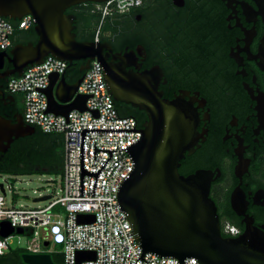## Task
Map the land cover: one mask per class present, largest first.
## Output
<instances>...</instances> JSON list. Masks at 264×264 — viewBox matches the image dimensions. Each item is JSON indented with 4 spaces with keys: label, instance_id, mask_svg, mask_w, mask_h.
<instances>
[{
    "label": "water",
    "instance_id": "95a60500",
    "mask_svg": "<svg viewBox=\"0 0 264 264\" xmlns=\"http://www.w3.org/2000/svg\"><path fill=\"white\" fill-rule=\"evenodd\" d=\"M108 1L0 0V17L20 21L24 16H32L33 29L38 38L36 44L20 43L9 51L0 52V79L21 76L26 68L42 64L49 56L67 63V67L83 61L79 69L82 76L75 83L67 81L66 72L62 76L53 74L44 90L47 113L67 117L72 111L86 110L88 97L77 94V90L90 62L98 61L114 108L115 103L130 105L144 111L147 120L141 127L135 121V127L131 130L81 131L80 196L83 195L84 175L95 177L94 196L98 175L111 159L112 151H116L97 150L94 142L93 160L97 152H108L109 158L99 171L87 172L83 166L85 134L140 133L137 142L123 149L131 159L133 168L116 192L119 210L125 214L133 237L142 250L137 260L144 261L143 255L149 253L160 258H174L178 260L177 264H184L186 259H196L198 264H264V229L247 223L245 231L237 237L222 235L216 206L209 198L212 172L199 170L188 176L178 172L184 154H191L197 145L198 114L193 107V99L189 97L190 100H186L189 94L182 93L173 100L164 99L158 90L160 70L135 73L127 70V50L124 54L114 55L109 63L104 58V52H111L110 44L76 40V17L66 14L67 10L86 3L99 5ZM253 1L264 22V0ZM260 51L264 66V36ZM5 64L10 68L1 74ZM115 111L119 119H126L118 115L116 108ZM34 133L35 128L25 124L21 115H16L15 122L0 116V152L5 153L14 140ZM0 190L4 192L2 184ZM49 199L50 196H44L34 201L46 202ZM241 199L243 197L235 190L232 203L235 205ZM77 220L81 224L92 223L94 216L79 215ZM13 234L23 235L24 230L14 229L7 222L0 223L1 238ZM43 246L47 247L48 244L44 243ZM76 258L80 264L93 260L95 254L77 252ZM22 260L25 264H54L51 255L45 253H24Z\"/></svg>",
    "mask_w": 264,
    "mask_h": 264
},
{
    "label": "flooded vegetation",
    "instance_id": "af4514ba",
    "mask_svg": "<svg viewBox=\"0 0 264 264\" xmlns=\"http://www.w3.org/2000/svg\"><path fill=\"white\" fill-rule=\"evenodd\" d=\"M100 5H78L68 9V14ZM107 18L119 21L120 29L127 26L129 43L121 46V30L101 24L97 42L110 44L112 49L104 52L106 61L112 62L114 55L127 50V70L161 71L158 90L164 99L173 100L182 93L189 94L186 100L193 99L198 114L197 145L191 154H184L179 174L212 172L209 198L216 206L221 229L227 222L238 228L239 235L247 223L263 230L264 66L260 49L264 22L256 3L138 0L126 13ZM75 23L74 33L82 35L81 24ZM9 68L5 64L1 74ZM8 80L0 79V116L15 122L16 115L23 117V101L4 88ZM136 110L138 118L147 120L144 111ZM235 190L243 199L234 205ZM50 255L58 264L61 255ZM9 263L21 264L12 253Z\"/></svg>",
    "mask_w": 264,
    "mask_h": 264
},
{
    "label": "built area",
    "instance_id": "2783aa9c",
    "mask_svg": "<svg viewBox=\"0 0 264 264\" xmlns=\"http://www.w3.org/2000/svg\"><path fill=\"white\" fill-rule=\"evenodd\" d=\"M138 0H110L96 8L102 19L112 14H124ZM20 30L34 27L32 16H24L18 25ZM14 28L0 17V52L12 47ZM99 30L95 36L97 42ZM67 63L47 57L42 64L25 69L21 76L11 77L7 91L20 95L23 100V121L39 128L45 134L59 135L63 139L62 188L56 197L50 196L44 208H16L0 195V223L7 222L14 229L21 228L31 238L25 248L29 254H60L63 264H78L77 252L95 254L93 260L80 264H177L174 258H160L145 253L134 239L125 214L120 212L116 192L125 176L133 168L126 147L137 142L141 134L132 132H88L84 136L83 166L87 172H97L109 158L108 152H97L93 160V143L97 150L112 151L111 159L104 165L96 180L83 176V195L80 196L81 148L80 135L83 129L131 130L135 127L133 118L119 119L107 92V84L98 61L93 60L80 83L77 94L87 96L84 112L72 111L67 117L47 113V98L44 90L53 74L62 76ZM67 67V68H66ZM65 70V71H64ZM123 150V151H119ZM7 177H15L9 176ZM79 215H92V223H78ZM32 234L29 235V232ZM226 237L239 236L237 227L225 223L221 229ZM14 235L0 237V256L13 249L10 240ZM48 246L44 247L43 244ZM51 245L61 250H45ZM137 260V261H136ZM147 262V263H146ZM184 264H198L196 259H186Z\"/></svg>",
    "mask_w": 264,
    "mask_h": 264
},
{
    "label": "trees",
    "instance_id": "16d2710c",
    "mask_svg": "<svg viewBox=\"0 0 264 264\" xmlns=\"http://www.w3.org/2000/svg\"><path fill=\"white\" fill-rule=\"evenodd\" d=\"M93 4V3H92ZM75 9V8H73ZM68 10L66 14H68ZM72 15L76 17L75 24H81L82 35L77 34L76 40L78 42L94 41L95 36L99 30L100 25H104L106 28L120 31L119 43L121 46H126L129 43V35L127 26L120 29V22L117 20L111 21L109 18L102 19L101 13L96 11L95 6L88 8H80L77 12H72ZM119 18V16H118ZM14 28L12 36V47L17 44H36L37 36L34 32V27L28 30H20L18 25L19 21L6 19ZM100 31V30H99ZM91 35L88 39L87 35ZM101 36L99 32V37ZM11 47V48H12ZM10 48V49H11ZM9 49V50H10ZM8 50V51H9ZM83 61L74 62L72 66L66 70V79L69 83H75L81 76L79 69L83 65ZM7 83L4 88L7 90ZM18 98L20 101L22 97H18L16 94L12 95ZM115 108L118 115L123 118H133L138 127H141L146 120L145 117L138 118L135 114L137 112L130 105L115 103ZM1 116H3L1 114ZM5 117V116H3ZM35 128V133L31 136L16 139L13 141L9 149L5 153H0V174L9 176H23L31 175L41 172H62L63 169V139L59 135L45 134L39 128ZM226 237L225 235H223ZM14 254L18 256L19 262L24 264L21 255L27 253L24 249L12 250L6 255L0 256V264H10L9 255ZM53 256L58 257L56 253H51ZM59 258V257H58ZM58 264H63V258L60 256Z\"/></svg>",
    "mask_w": 264,
    "mask_h": 264
},
{
    "label": "rangeland",
    "instance_id": "374dc122",
    "mask_svg": "<svg viewBox=\"0 0 264 264\" xmlns=\"http://www.w3.org/2000/svg\"><path fill=\"white\" fill-rule=\"evenodd\" d=\"M0 184L4 185L7 202L10 203L13 199L16 208H44L48 205L47 202L34 200L49 195L56 197V193H60L62 188V172H41L13 178L0 174ZM0 195H3L1 190ZM30 240L31 238L26 235H14L10 245L13 250H25ZM45 250H61V247L51 245Z\"/></svg>",
    "mask_w": 264,
    "mask_h": 264
}]
</instances>
